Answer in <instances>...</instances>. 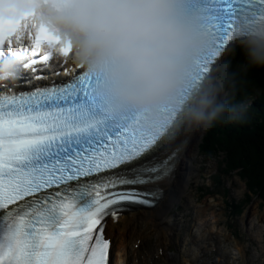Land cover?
Wrapping results in <instances>:
<instances>
[{
  "label": "snow or ice",
  "instance_id": "6c2138e0",
  "mask_svg": "<svg viewBox=\"0 0 264 264\" xmlns=\"http://www.w3.org/2000/svg\"><path fill=\"white\" fill-rule=\"evenodd\" d=\"M203 5L214 49L201 78L234 41L238 21H264V0ZM25 34L33 56L48 49L42 61L70 51L46 26L0 12V58L27 57L13 49ZM36 63L27 57L23 68ZM18 80L0 83V264H110L108 218L133 205L154 210L169 196L163 182L178 175L176 128L144 130L134 115L105 114L82 69L31 91H17Z\"/></svg>",
  "mask_w": 264,
  "mask_h": 264
},
{
  "label": "clouds",
  "instance_id": "9594fccd",
  "mask_svg": "<svg viewBox=\"0 0 264 264\" xmlns=\"http://www.w3.org/2000/svg\"><path fill=\"white\" fill-rule=\"evenodd\" d=\"M0 12L46 26L94 81L105 114L134 115L144 130L211 126L232 118L238 72L201 78L214 49L203 0H3ZM240 69L264 68V21L236 25ZM27 57L0 58V83L17 81Z\"/></svg>",
  "mask_w": 264,
  "mask_h": 264
},
{
  "label": "rangeland",
  "instance_id": "374dc122",
  "mask_svg": "<svg viewBox=\"0 0 264 264\" xmlns=\"http://www.w3.org/2000/svg\"><path fill=\"white\" fill-rule=\"evenodd\" d=\"M232 49L233 45L216 72L228 64ZM208 129V126L204 127L202 137L192 148L194 152L197 149L199 152L191 186L179 203L170 206L173 208L166 213L173 228L171 234L163 230L168 239L166 247L161 243L162 234L156 227L146 224L151 236L143 239L141 248H138L139 264H228L224 253L227 249L219 244L220 240H227L229 250H235L234 241L243 248L245 258L238 256L236 260L233 254L234 264H264V205L252 195L251 202L247 203L249 192L245 182L238 173L226 174L222 171V156L201 154L200 145ZM210 203L205 218L209 225L201 227L199 232L197 209ZM210 225L217 229L209 230ZM194 239L197 241L194 242Z\"/></svg>",
  "mask_w": 264,
  "mask_h": 264
},
{
  "label": "trees",
  "instance_id": "16d2710c",
  "mask_svg": "<svg viewBox=\"0 0 264 264\" xmlns=\"http://www.w3.org/2000/svg\"><path fill=\"white\" fill-rule=\"evenodd\" d=\"M241 60L236 50L227 62L240 81L234 115L212 124L200 149L206 156H222L224 173H238L249 192L247 203L252 195L264 205V68L240 69Z\"/></svg>",
  "mask_w": 264,
  "mask_h": 264
},
{
  "label": "bare ground",
  "instance_id": "6f19581e",
  "mask_svg": "<svg viewBox=\"0 0 264 264\" xmlns=\"http://www.w3.org/2000/svg\"><path fill=\"white\" fill-rule=\"evenodd\" d=\"M232 46H229L224 55L218 61L213 71L216 72L217 68L220 66L221 62L230 51ZM205 126L200 127H180L176 129L177 135L173 137L175 143L178 145V175L175 180H165L163 186L169 193L168 198L155 210H133L125 213L118 222L110 221L106 228V236L112 240V253L115 258V264H139V249L136 248V244H143V239L147 240L151 236V232L145 227L146 224H153L156 229L162 234L161 243L165 245L168 242L167 234L173 233V228L171 224L168 223L166 218V213L171 211V209L179 203L182 197H184L191 186V177L194 174L196 167L194 163L197 162L198 149L196 152L193 151V147L202 137L203 129ZM193 201L191 202V204ZM170 206H173L170 208ZM210 204H205L203 208L197 209V220L199 221V232L201 227H207L209 221L206 218L207 207ZM208 223V224H207ZM212 224V223H210ZM147 226V225H146ZM216 230L217 227L214 225L209 226V230ZM166 230V233H163ZM222 236V235H221ZM197 240L194 239V242ZM227 240L219 244L224 246V253L226 259H228V264H234L232 259L236 255V260L238 256L245 258L246 254L239 245L238 242L234 241V251L229 250L226 246ZM141 246H139L141 248ZM163 247V246H162ZM221 247V246H220ZM166 256V255H165ZM194 257V256H193ZM235 264H238L237 262ZM240 264V263H239ZM245 264V263H244Z\"/></svg>",
  "mask_w": 264,
  "mask_h": 264
}]
</instances>
